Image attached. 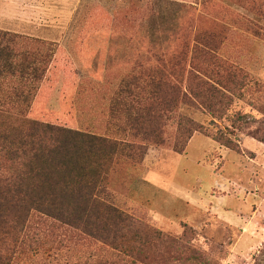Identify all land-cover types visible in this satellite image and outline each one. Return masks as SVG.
<instances>
[{"label":"rangeland","instance_id":"rangeland-1","mask_svg":"<svg viewBox=\"0 0 264 264\" xmlns=\"http://www.w3.org/2000/svg\"><path fill=\"white\" fill-rule=\"evenodd\" d=\"M171 1L192 6L191 35L195 28L203 36L214 35L217 55L246 72L244 96L227 111L245 114L246 122L233 125L231 119L182 108L205 131L195 133L182 153L149 146L139 166L118 176L115 202L161 231L162 245L173 239V256L199 257L190 264H264V0ZM152 2L0 0V28L37 38L54 55L27 115L72 128L93 126L102 133L120 79L139 53L144 58L156 52L147 20L143 30L140 25L152 13ZM165 5V12L185 11ZM223 132L237 149L215 140ZM34 218V251L19 264H95L99 259L98 242L59 222ZM37 228L44 235H34Z\"/></svg>","mask_w":264,"mask_h":264},{"label":"trees","instance_id":"trees-1","mask_svg":"<svg viewBox=\"0 0 264 264\" xmlns=\"http://www.w3.org/2000/svg\"><path fill=\"white\" fill-rule=\"evenodd\" d=\"M168 3L184 13L165 12ZM191 7L169 0L150 4L152 13L140 25L143 30L147 20L156 52L144 58L139 53L120 79L104 133L93 126L79 129L29 117L26 110L52 53L22 49L21 37L18 42L15 34L0 30V264L27 263L26 254L34 251L30 243L37 240L30 236L33 216L37 223L50 219L98 242L95 264L200 260L173 256L174 240L167 238L162 245L163 233L119 207L112 192L118 176L139 166L149 146L182 153L195 133L205 131L182 108L201 109L233 125L246 122L245 114L227 111L244 96L247 74L217 55L219 44L210 40L214 35L203 36L197 28L191 35ZM16 44L19 55L12 49ZM214 138L237 149L224 132ZM36 234L44 235L43 229Z\"/></svg>","mask_w":264,"mask_h":264},{"label":"crops","instance_id":"crops-1","mask_svg":"<svg viewBox=\"0 0 264 264\" xmlns=\"http://www.w3.org/2000/svg\"><path fill=\"white\" fill-rule=\"evenodd\" d=\"M0 30H2V31H6V32H8V33H10L11 35L12 34H15L14 35V37H17L18 38V42H20L22 39V41H23V43L26 45V46H24L22 49H29L30 47H35L36 49H35V51H46L45 49H42L41 48V46H39V43H35V44H32L34 41H32L34 38H30V36H28V35H23V36H21V34H19V32H16V31H11V30H8V29H1L0 28ZM10 35V36H11ZM13 37V38H14ZM20 37L22 38L21 40H20ZM35 39H37V38H35ZM19 46L20 45H13V47H12V49H13V52H15L16 54H18L19 55ZM30 50H32V49H30ZM12 55V54H11ZM18 55H17V57H18ZM54 55L52 54V57H53ZM52 57H51V61H52ZM109 59V57H107V60ZM51 61H50V63H51ZM50 63H49V65H50ZM50 68V67H49ZM49 68H48V70H49ZM47 73H48V71H47ZM46 73V74H47ZM45 77H46V75H45ZM44 77V78H45ZM44 78H43V80H44ZM42 80V81H43ZM42 81L39 83V87H38V89L36 90V92L34 93V96H33V99H32V101H31V103H30V105H29V107H28V109L26 110V112L28 113L31 109H32V107H33V104H34V102H35V98H36V96H37V93H38V91H39V89H40V85L42 84ZM7 90H5L6 92H10L9 90L10 89H8V88H6ZM113 94H115L116 93V89L112 92ZM13 110V112H16V111H18L19 110V107H16V108H12ZM110 111V110H109ZM95 126L96 125H94V128H95ZM97 127V126H96ZM99 128V127H98ZM105 129H106V126H105V128L103 129V131H102V133H104L105 132ZM94 130V129H93ZM99 132V131H98ZM100 133V132H99Z\"/></svg>","mask_w":264,"mask_h":264}]
</instances>
